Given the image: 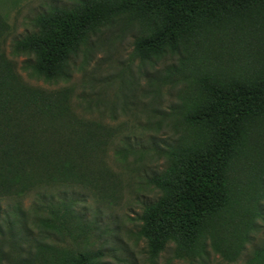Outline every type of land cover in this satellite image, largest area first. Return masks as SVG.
<instances>
[{
    "label": "rangeland",
    "instance_id": "obj_1",
    "mask_svg": "<svg viewBox=\"0 0 264 264\" xmlns=\"http://www.w3.org/2000/svg\"><path fill=\"white\" fill-rule=\"evenodd\" d=\"M72 1L0 0L8 25L3 49L25 83L46 91L69 89L74 113L116 134L104 157L106 183L113 189L103 198L76 184L42 185L0 197V264H56L84 249L100 251L103 264H264V116L246 127V141L230 167L231 205L205 223L202 253L177 256L168 244L151 258L137 234L142 206L159 195L146 179L165 168L163 153L184 133L179 114L200 86L253 80L264 70V18L242 22L236 15L210 35L150 61L133 53L140 27L122 20L82 48L67 78L46 82L13 43L34 30L39 12ZM64 207L73 218L64 227L84 228L78 236L59 228L52 215L53 208Z\"/></svg>",
    "mask_w": 264,
    "mask_h": 264
},
{
    "label": "trees",
    "instance_id": "obj_2",
    "mask_svg": "<svg viewBox=\"0 0 264 264\" xmlns=\"http://www.w3.org/2000/svg\"><path fill=\"white\" fill-rule=\"evenodd\" d=\"M236 15L242 22L264 18V0H73L39 12L34 30L16 39L13 50L27 56L36 76L54 82L69 76L72 61L93 37L122 20L140 27L133 53L150 61L210 35ZM7 30L0 14V197L76 184L106 198L113 187L106 183L104 157L115 133L74 113L69 89L46 91L25 83L4 53ZM261 116L264 70L253 80L200 86L179 114L184 133L163 153L165 168L146 179L159 195L142 206L137 234L151 258L168 244L177 256L204 251L205 223L229 209L231 163L246 141V127ZM51 212L61 229L73 219L66 207ZM73 230L78 236L84 228L65 231ZM101 257L98 250L84 249L56 264H103Z\"/></svg>",
    "mask_w": 264,
    "mask_h": 264
}]
</instances>
